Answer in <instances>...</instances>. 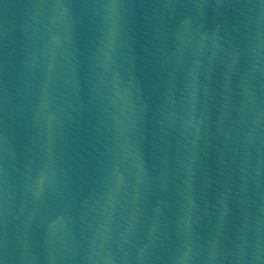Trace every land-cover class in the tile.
<instances>
[{
	"label": "water",
	"instance_id": "water-1",
	"mask_svg": "<svg viewBox=\"0 0 264 264\" xmlns=\"http://www.w3.org/2000/svg\"><path fill=\"white\" fill-rule=\"evenodd\" d=\"M0 264H264V0H0Z\"/></svg>",
	"mask_w": 264,
	"mask_h": 264
}]
</instances>
